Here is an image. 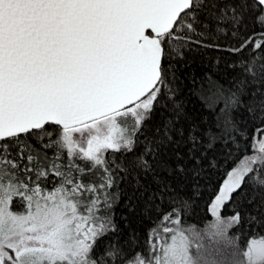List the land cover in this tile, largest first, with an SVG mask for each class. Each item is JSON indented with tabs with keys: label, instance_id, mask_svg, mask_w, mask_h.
I'll return each mask as SVG.
<instances>
[{
	"label": "snow or ice",
	"instance_id": "obj_1",
	"mask_svg": "<svg viewBox=\"0 0 264 264\" xmlns=\"http://www.w3.org/2000/svg\"><path fill=\"white\" fill-rule=\"evenodd\" d=\"M201 46L234 75L206 77L185 127ZM242 143L186 227L169 178L199 197ZM245 226L264 229V0H0V264H264Z\"/></svg>",
	"mask_w": 264,
	"mask_h": 264
},
{
	"label": "trees",
	"instance_id": "obj_2",
	"mask_svg": "<svg viewBox=\"0 0 264 264\" xmlns=\"http://www.w3.org/2000/svg\"><path fill=\"white\" fill-rule=\"evenodd\" d=\"M222 46H226V42H220ZM190 66L183 71L180 75L179 81H177V87L179 89L178 99H182L186 103L187 119L183 126H187V123L192 121H200L206 115L205 110L202 107L201 102L196 98V93L202 88L207 87L206 77L211 76L214 79L219 80L221 83H227L229 77L234 75L228 65L235 59V57L229 55L227 52L219 50L217 48L199 47L193 48L188 54ZM166 118V115L157 113L152 124H157L161 119ZM181 125H177L180 127ZM240 152L236 154L235 160L225 161L223 157L220 158L221 168L209 171L207 173L208 180L201 181L202 195L199 197L193 195L190 187H186L185 182L176 177L169 178L171 183L177 190L182 191V194L192 196L191 206L185 211L183 219L186 227H194L197 230L203 229L207 221L210 219L207 205L210 201V197L213 191L222 183L226 177V173L230 170L236 161H238L243 155H245L243 143L240 145ZM150 183V182H148ZM154 187V186H152ZM230 207V206H229ZM126 210L123 204L116 209V218L120 219L121 215ZM144 212L143 203L137 209V216L133 220V227L137 228L141 234L147 231L148 224H141L139 216ZM224 215H229V208L223 210ZM246 243L247 239L259 238L264 236V229L256 226L250 228L245 226L244 229Z\"/></svg>",
	"mask_w": 264,
	"mask_h": 264
},
{
	"label": "rangeland",
	"instance_id": "obj_3",
	"mask_svg": "<svg viewBox=\"0 0 264 264\" xmlns=\"http://www.w3.org/2000/svg\"><path fill=\"white\" fill-rule=\"evenodd\" d=\"M225 178H226V177H225ZM225 178H224V179H225ZM200 230H201V229H200Z\"/></svg>",
	"mask_w": 264,
	"mask_h": 264
}]
</instances>
